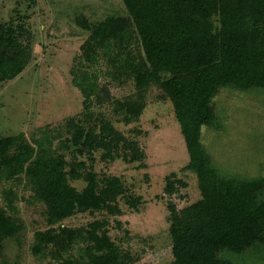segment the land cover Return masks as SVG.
Wrapping results in <instances>:
<instances>
[{
    "label": "trees",
    "instance_id": "16d2710c",
    "mask_svg": "<svg viewBox=\"0 0 264 264\" xmlns=\"http://www.w3.org/2000/svg\"><path fill=\"white\" fill-rule=\"evenodd\" d=\"M127 16H108L77 23L88 35L72 68V83L83 97L82 119L66 122L63 146L68 161L46 145L36 147L23 135L0 138V184L23 180L31 199L45 208L44 231H36L30 251L51 264H131L133 259L109 237L107 221L85 227L61 223L77 213L116 207L126 189L119 179L93 172L100 160L142 163L144 152L113 124L96 118L93 104L106 102L98 84V64L105 60L113 80L131 81L136 95L117 101L124 124L136 122L146 105L147 91L156 85L173 106L188 163L184 170L197 179L200 200L178 209L167 203L171 264H237L221 252L241 254L264 248V178L223 175L212 165L201 144L202 127H218L212 100L218 90L264 88V0H122ZM23 24L0 23V83L15 80L27 67L29 51L22 44ZM139 49H133V45ZM103 93V94H102ZM108 95V92H107ZM84 125V126H83ZM86 126V127H85ZM86 157L88 161L80 160ZM82 179L80 191L69 180ZM186 184L168 179L171 197ZM13 194L0 189V244L21 229L14 219ZM137 209L139 199L126 196Z\"/></svg>",
    "mask_w": 264,
    "mask_h": 264
},
{
    "label": "rangeland",
    "instance_id": "374dc122",
    "mask_svg": "<svg viewBox=\"0 0 264 264\" xmlns=\"http://www.w3.org/2000/svg\"><path fill=\"white\" fill-rule=\"evenodd\" d=\"M127 15L122 0H0V23L23 24L27 33L21 42L29 51L25 70L15 80L0 83V138L23 135L34 147L36 141L46 139V145L68 161V149L62 144L67 137L66 122L82 119L83 113V97L72 83L71 71L88 35L77 20L92 24L108 16ZM132 47L139 49L135 44ZM97 66L98 84L107 100L93 104L90 123L96 118L111 122L139 145L145 159L142 163L104 162L96 152L93 172L99 178L119 179L126 189L115 204L120 214L77 213L61 225L79 228L94 220L107 221L109 237L130 255L131 264H171L167 203L182 209L201 198L195 175L184 170L188 155L173 106L153 85L139 119L124 124L116 103L136 95L133 83L121 77L113 80L105 60ZM212 105L219 126L202 127L200 139L213 167L227 176L264 178V88H222ZM80 160L88 161L86 157ZM168 179L181 180L186 187L169 197L164 194ZM69 184L79 191L86 186L82 179L69 180ZM0 189L15 196L12 217L21 223V229L0 244V264H51L36 259L30 251L34 233L46 229L44 206L31 199L23 180L0 184ZM127 195L139 199L137 209L126 205ZM0 206L5 204L0 202ZM220 257L237 264H264V248L241 254L224 251Z\"/></svg>",
    "mask_w": 264,
    "mask_h": 264
}]
</instances>
